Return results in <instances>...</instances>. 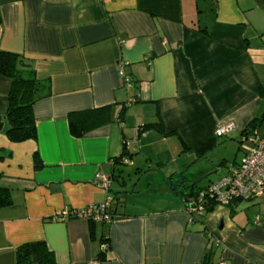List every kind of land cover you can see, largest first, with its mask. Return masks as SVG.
Wrapping results in <instances>:
<instances>
[{"label":"crops","instance_id":"obj_1","mask_svg":"<svg viewBox=\"0 0 264 264\" xmlns=\"http://www.w3.org/2000/svg\"><path fill=\"white\" fill-rule=\"evenodd\" d=\"M0 50L49 83L33 105L35 139L0 131L12 200L0 207V264L23 244L35 260L40 242L55 264H264V200L189 222L181 195L238 163L242 134L264 136V0H0ZM10 88L0 75L1 118ZM70 116L88 131L73 136ZM224 122L233 129L217 137ZM98 175L111 178L112 222L61 219L105 201Z\"/></svg>","mask_w":264,"mask_h":264},{"label":"built area","instance_id":"obj_2","mask_svg":"<svg viewBox=\"0 0 264 264\" xmlns=\"http://www.w3.org/2000/svg\"><path fill=\"white\" fill-rule=\"evenodd\" d=\"M118 71L124 85L131 87L130 77L123 71L122 65H118ZM134 97L129 101L133 102ZM233 129V124L224 122L215 129L217 137L228 134ZM240 149L242 158L234 165H231L227 173L214 182H210L199 189L195 194L190 195L186 201L185 211L189 222L194 221L197 216H202L210 204L226 205L232 201L256 202L264 200V136L257 134L244 133L240 136ZM131 147L130 140L123 141V154L120 156V163L129 164V152ZM94 183L103 189L107 196L105 201L100 204H89L80 210H64L59 216L61 219L69 217H81L88 221L101 224H110L113 220L111 209L112 196L108 194L111 178L106 175H98ZM254 223H260L258 217ZM208 241L218 245L220 239L213 233H208ZM108 248V243H100V252ZM89 264H101L99 259L93 258Z\"/></svg>","mask_w":264,"mask_h":264},{"label":"trees","instance_id":"obj_3","mask_svg":"<svg viewBox=\"0 0 264 264\" xmlns=\"http://www.w3.org/2000/svg\"><path fill=\"white\" fill-rule=\"evenodd\" d=\"M21 63L26 64L19 54L0 50V75L11 79V88L8 95L9 104L5 116L0 117V131L5 126V134L12 142H22L36 138L33 105L39 99L49 95V83L39 81L33 68L27 64L21 66ZM69 129L73 136L80 137L89 128L82 123L75 122V118L70 116ZM33 161L35 167H40L37 154H34ZM203 186L201 184H190L186 187L187 191L181 195L187 201L190 195L195 194ZM11 202L10 191L7 188L0 187V207L8 206ZM213 206L214 204L211 203L207 211L211 210ZM106 238L104 236L102 241L108 243ZM14 264H55V261L52 252L48 250L44 243L40 242L36 248L35 260L32 258L30 246L23 244L16 249Z\"/></svg>","mask_w":264,"mask_h":264},{"label":"water","instance_id":"obj_4","mask_svg":"<svg viewBox=\"0 0 264 264\" xmlns=\"http://www.w3.org/2000/svg\"><path fill=\"white\" fill-rule=\"evenodd\" d=\"M21 66H26V64H24V63H21Z\"/></svg>","mask_w":264,"mask_h":264}]
</instances>
